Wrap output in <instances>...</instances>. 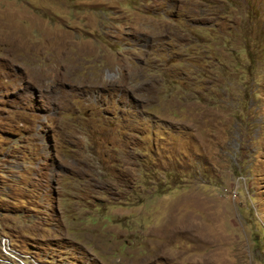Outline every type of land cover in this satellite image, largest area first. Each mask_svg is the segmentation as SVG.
<instances>
[{
  "label": "rangeland",
  "instance_id": "374dc122",
  "mask_svg": "<svg viewBox=\"0 0 264 264\" xmlns=\"http://www.w3.org/2000/svg\"><path fill=\"white\" fill-rule=\"evenodd\" d=\"M5 240L264 264V0H0V264Z\"/></svg>",
  "mask_w": 264,
  "mask_h": 264
},
{
  "label": "bare ground",
  "instance_id": "6f19581e",
  "mask_svg": "<svg viewBox=\"0 0 264 264\" xmlns=\"http://www.w3.org/2000/svg\"><path fill=\"white\" fill-rule=\"evenodd\" d=\"M2 247H3V252L8 256L7 259H4L3 261L5 262V264H36L33 263V261H31L30 259L21 257V255L16 253V251L13 250V248L6 240L2 242Z\"/></svg>",
  "mask_w": 264,
  "mask_h": 264
}]
</instances>
